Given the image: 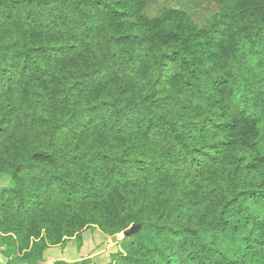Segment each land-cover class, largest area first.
<instances>
[{
	"label": "trees",
	"instance_id": "16d2710c",
	"mask_svg": "<svg viewBox=\"0 0 264 264\" xmlns=\"http://www.w3.org/2000/svg\"><path fill=\"white\" fill-rule=\"evenodd\" d=\"M186 1L0 0L8 264L131 226L106 264H264V0Z\"/></svg>",
	"mask_w": 264,
	"mask_h": 264
},
{
	"label": "rangeland",
	"instance_id": "374dc122",
	"mask_svg": "<svg viewBox=\"0 0 264 264\" xmlns=\"http://www.w3.org/2000/svg\"><path fill=\"white\" fill-rule=\"evenodd\" d=\"M161 5L185 9L191 14L195 23L199 26L203 24L205 5L194 6L187 3L186 0H156L155 4L147 8L146 15L148 17L156 16ZM8 186L7 180L0 177V193L7 190ZM122 233L121 237L119 234L118 236L108 237L97 228H85L81 231L80 238L72 237L66 239L65 243L50 246L45 252L43 264H54L58 260L72 263L76 258L80 260L88 258L91 264H106L111 260V254L120 250L119 245L124 238ZM11 259L12 257L9 258V260ZM7 262L8 260L0 254V264H8Z\"/></svg>",
	"mask_w": 264,
	"mask_h": 264
},
{
	"label": "water",
	"instance_id": "95a60500",
	"mask_svg": "<svg viewBox=\"0 0 264 264\" xmlns=\"http://www.w3.org/2000/svg\"><path fill=\"white\" fill-rule=\"evenodd\" d=\"M136 232V228L134 226H132L130 229H128L127 231L123 232V236H131ZM118 236V235H117ZM114 241V240H113Z\"/></svg>",
	"mask_w": 264,
	"mask_h": 264
},
{
	"label": "crops",
	"instance_id": "0c3cea01",
	"mask_svg": "<svg viewBox=\"0 0 264 264\" xmlns=\"http://www.w3.org/2000/svg\"><path fill=\"white\" fill-rule=\"evenodd\" d=\"M78 260H80L79 258H76V260H74V261H78Z\"/></svg>",
	"mask_w": 264,
	"mask_h": 264
}]
</instances>
